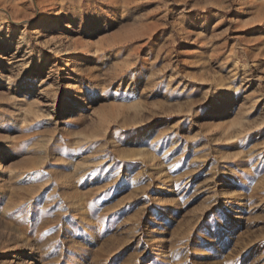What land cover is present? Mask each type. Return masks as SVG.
<instances>
[{
	"label": "rangeland",
	"instance_id": "374dc122",
	"mask_svg": "<svg viewBox=\"0 0 264 264\" xmlns=\"http://www.w3.org/2000/svg\"><path fill=\"white\" fill-rule=\"evenodd\" d=\"M0 264H264V0H0Z\"/></svg>",
	"mask_w": 264,
	"mask_h": 264
}]
</instances>
